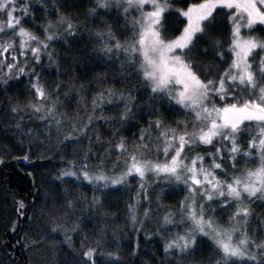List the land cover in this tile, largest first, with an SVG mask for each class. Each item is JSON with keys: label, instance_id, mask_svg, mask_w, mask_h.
<instances>
[{"label": "snow or ice", "instance_id": "obj_1", "mask_svg": "<svg viewBox=\"0 0 264 264\" xmlns=\"http://www.w3.org/2000/svg\"><path fill=\"white\" fill-rule=\"evenodd\" d=\"M96 7L120 13L118 18L127 26L124 30L131 32V38L123 43L113 35L110 26L107 32L95 33L103 41L101 54L113 51L123 54L126 64L143 80L140 90L148 93L152 101L166 104L169 111L180 112L185 118L168 125L160 118L159 109H155L157 115L149 117L147 127H141L134 140L129 142L120 137L114 145L109 144L104 158L89 151L79 161L68 160L60 178L87 182L94 189L89 205L100 203L95 191L115 190L137 180L136 192L126 205L128 220L133 231L141 232L154 211H163L156 220V235L163 239L165 254L173 251L190 254L199 238L207 240L219 253L215 264H264V241L257 243L247 231L248 221L256 213L244 203L254 198L264 201V55H261L264 36L254 35L257 28L264 31V0H186L184 8L176 9L180 20L172 33L165 27V13L173 10L167 0H111V3L96 0ZM29 9V4H21L19 0H0V33H13L11 38L0 42V84L27 77L33 98L24 108L47 119L49 126L60 125V120L49 118L56 115L60 106L58 94L64 85L57 83L50 90L41 79L40 69L48 70L45 58L49 64L55 62L53 44H66L76 28L68 17L58 14L55 24L48 21L40 26L44 33L41 37L22 23L31 15ZM219 13H224L222 27H218ZM89 14L98 12L94 8ZM214 31L225 32L226 38H214ZM197 52L205 56L211 53L221 64L206 67L195 59ZM83 89L81 85L80 90ZM113 98L124 104L121 120L132 115L135 97L103 88L92 98V113L76 117L77 122L86 119V123L76 129V136L69 132L63 143L83 139L80 134L86 135V129L97 122L113 123L112 118L95 115L96 111L103 113L104 104L111 105ZM12 111L18 113L22 109L13 107ZM93 134L99 140V134ZM198 148L204 151H197ZM112 152L117 157L109 166ZM90 156H95L96 164L88 163ZM242 160L256 163L238 168ZM158 184L172 191H184L177 208L164 210L157 196L153 210L149 191ZM142 201L149 207L140 214ZM215 202L217 206L212 207ZM31 203L34 206L35 201ZM17 204V214L24 218L27 211L24 200H18ZM74 205L75 201L68 200L66 211H73ZM218 211L226 213V225L215 215ZM79 220L62 212V222L54 224L50 231L70 223L71 227L63 229L70 239L67 234L79 230ZM19 227L24 225L13 222L12 231ZM170 229L173 231L169 232ZM165 233H169L168 238H164ZM26 239L25 234L17 243L28 247L24 245ZM95 244L93 247L82 243L81 264H97L106 255L98 251L100 241Z\"/></svg>", "mask_w": 264, "mask_h": 264}, {"label": "trees", "instance_id": "obj_2", "mask_svg": "<svg viewBox=\"0 0 264 264\" xmlns=\"http://www.w3.org/2000/svg\"><path fill=\"white\" fill-rule=\"evenodd\" d=\"M19 2L30 5L31 15L24 18L22 23L37 35L43 37L40 26L46 25L48 21L55 24L58 14L72 21L76 33L66 39V44L54 43L55 62L49 64L45 58L48 70L40 69L41 79L47 82L50 90L57 83L64 85L58 94L60 106L56 115L49 118L60 120V125L53 123L49 126L47 119H41L33 115L30 109L24 108L26 102L33 98L27 77L10 80L7 85L0 84V157L3 158L0 163V264H81L82 243L95 247L97 240L100 241L98 251L106 254L97 260V264H102V261H109V264H215L219 253L214 251L207 240L199 238L195 251L190 254L181 255L175 251L165 254L163 239L156 235V220L163 215V211H154V215L145 221L143 231H133L126 205L136 192L137 180H131L128 186L115 190L95 191V195L100 197V203L89 205L94 195L90 185L77 183L71 178H60V171L65 168L68 160L79 161L89 151L104 158L108 155L106 149L110 143L114 145L120 137L127 138L129 142L134 140L138 130L147 127L149 117L157 115L155 109H159L160 118L168 125L185 118L180 112L169 111L166 104L152 101L148 93L140 90L143 80L126 64L123 54L115 51L101 54L103 41L95 33L107 32L108 26L122 43L131 38V32L124 30L127 27L125 21L118 18L120 13L110 9L109 14V11L98 9L96 0ZM175 6L165 13V27L169 33L174 32L179 24L180 17L176 9L184 8L186 0H175ZM94 8L98 15L89 14ZM223 17L224 13L218 14L217 19L221 22L218 27L223 26ZM12 35L11 31L0 33V42L8 40ZM212 35L220 40L226 38L225 32L214 31ZM195 59L206 67L221 64L211 53L205 56L197 52ZM101 76L105 79H99ZM81 85L84 86L83 90H80ZM103 88H111L117 93H130L135 97L132 115L121 120L124 104L113 98L111 105L104 104L103 113L95 112L96 116L112 118L113 123L97 122L86 129V135L80 134L84 135L83 139L63 143L69 132L76 136V129L86 123V119L77 122L76 117H86L92 113V98ZM53 99H57V96ZM13 107L22 111L13 112ZM94 132L99 134V140ZM244 139L246 137L241 139L242 144ZM61 143L63 147H60ZM197 151L204 149L198 148ZM25 155L27 159H23ZM116 157L117 153L112 152L109 166ZM88 163L96 164L95 156H90ZM238 164L244 166L250 163L242 160ZM183 195V190L172 191L164 184L155 185L149 191L153 210L157 205V196L160 206L167 210L168 207L177 208ZM21 199L27 209L24 218L17 214V201ZM33 200L34 206L31 203ZM68 200L75 201L71 212L66 211ZM246 204L256 213L249 219L247 231L257 243L264 241V201L258 198L248 200ZM145 207L149 205L142 201L140 214ZM62 212L71 219L80 218L79 230L67 234L70 239L66 238L63 230L71 227L70 223L50 231L54 224L62 222ZM215 215L226 225V213L218 211ZM13 222L24 227L13 232ZM144 233L152 235L146 236ZM25 234L27 239L24 245L28 247L17 243ZM168 236L169 233H165L164 238ZM109 253L115 255L109 256Z\"/></svg>", "mask_w": 264, "mask_h": 264}, {"label": "rangeland", "instance_id": "obj_3", "mask_svg": "<svg viewBox=\"0 0 264 264\" xmlns=\"http://www.w3.org/2000/svg\"><path fill=\"white\" fill-rule=\"evenodd\" d=\"M109 2H111V0H109ZM167 2L169 3V4H171V5H173V9L176 7L175 6V0H167ZM194 2H196V0L194 1ZM131 15H135V13H131ZM254 35H257V36H264V31H261L259 28H257V30H256V32L254 33ZM261 55H264V53H261ZM258 58V57H257ZM243 162H245V163H248V161L247 160H243ZM255 161L253 162V164L252 163H250L248 166H255ZM226 167H228V165L226 164L225 165ZM237 167L238 168H243V167H245V165L244 166H242V165H240V164H238L237 165ZM232 169L231 168H229V171H231ZM219 175H222V173H218ZM149 179L151 180L152 178L151 177H149ZM85 183H87V182H85ZM254 199H258V198H254ZM253 200V199H252ZM247 201H248V199H246L245 201H244V203H247ZM215 205H217V202H215V203H213V205H211L212 207H214ZM235 208V205H233V209Z\"/></svg>", "mask_w": 264, "mask_h": 264}]
</instances>
